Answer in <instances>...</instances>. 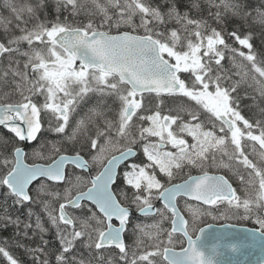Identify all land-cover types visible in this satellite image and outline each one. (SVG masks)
Segmentation results:
<instances>
[{
    "label": "snow or ice",
    "instance_id": "obj_1",
    "mask_svg": "<svg viewBox=\"0 0 264 264\" xmlns=\"http://www.w3.org/2000/svg\"><path fill=\"white\" fill-rule=\"evenodd\" d=\"M239 223L264 241V0H0V264H232Z\"/></svg>",
    "mask_w": 264,
    "mask_h": 264
},
{
    "label": "water",
    "instance_id": "obj_2",
    "mask_svg": "<svg viewBox=\"0 0 264 264\" xmlns=\"http://www.w3.org/2000/svg\"><path fill=\"white\" fill-rule=\"evenodd\" d=\"M244 229H250L247 226L236 225L235 228L228 229V235L222 236L219 239L212 241L219 245L221 252H229L232 264H259L262 256H264V241L257 240L254 247H249L253 242L251 239H246ZM217 232L222 233L223 229H216ZM236 244L240 248V252L231 254L230 249H226V245ZM228 257L221 256L219 259L225 260Z\"/></svg>",
    "mask_w": 264,
    "mask_h": 264
},
{
    "label": "flooded vegetation",
    "instance_id": "obj_3",
    "mask_svg": "<svg viewBox=\"0 0 264 264\" xmlns=\"http://www.w3.org/2000/svg\"><path fill=\"white\" fill-rule=\"evenodd\" d=\"M232 223H236L235 221H233ZM240 225H248L250 227H253V225H251L250 223H239Z\"/></svg>",
    "mask_w": 264,
    "mask_h": 264
}]
</instances>
